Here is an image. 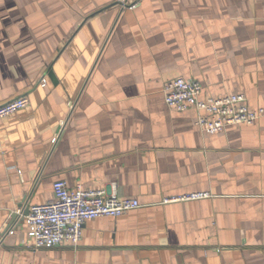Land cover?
<instances>
[{
	"label": "crops",
	"instance_id": "1",
	"mask_svg": "<svg viewBox=\"0 0 264 264\" xmlns=\"http://www.w3.org/2000/svg\"><path fill=\"white\" fill-rule=\"evenodd\" d=\"M177 76L264 110V0H0V264H264V113L202 131ZM55 180L140 206L33 249Z\"/></svg>",
	"mask_w": 264,
	"mask_h": 264
},
{
	"label": "built area",
	"instance_id": "2",
	"mask_svg": "<svg viewBox=\"0 0 264 264\" xmlns=\"http://www.w3.org/2000/svg\"><path fill=\"white\" fill-rule=\"evenodd\" d=\"M45 85V79H41ZM201 84L181 76L164 83L165 104L176 111L195 108L198 111L196 124L205 132L221 131L229 124H252L263 115L262 108H249L243 93H228L218 97H200ZM29 103L25 94L0 104V118L10 115ZM53 198L45 203L31 204L23 214L27 237L33 249L52 248L61 244L78 245L82 225L99 216L116 217L137 208L140 203L134 198H125L105 189L83 188L80 184L68 187L63 180L52 184ZM207 193H194L183 198H201ZM11 228L8 233H12Z\"/></svg>",
	"mask_w": 264,
	"mask_h": 264
},
{
	"label": "water",
	"instance_id": "3",
	"mask_svg": "<svg viewBox=\"0 0 264 264\" xmlns=\"http://www.w3.org/2000/svg\"><path fill=\"white\" fill-rule=\"evenodd\" d=\"M26 213V212H25ZM12 217L14 218V217H16V215L15 214H12Z\"/></svg>",
	"mask_w": 264,
	"mask_h": 264
}]
</instances>
